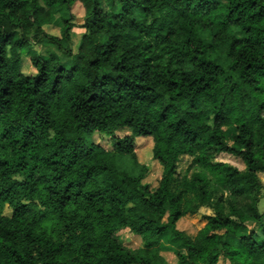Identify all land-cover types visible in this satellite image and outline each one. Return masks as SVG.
I'll use <instances>...</instances> for the list:
<instances>
[{
  "label": "trees",
  "instance_id": "obj_1",
  "mask_svg": "<svg viewBox=\"0 0 264 264\" xmlns=\"http://www.w3.org/2000/svg\"><path fill=\"white\" fill-rule=\"evenodd\" d=\"M261 175L264 0H0V264H264Z\"/></svg>",
  "mask_w": 264,
  "mask_h": 264
},
{
  "label": "rangeland",
  "instance_id": "obj_2",
  "mask_svg": "<svg viewBox=\"0 0 264 264\" xmlns=\"http://www.w3.org/2000/svg\"><path fill=\"white\" fill-rule=\"evenodd\" d=\"M72 14H73V23L74 25H76L75 29L73 30V51L76 52V49L81 41V35L84 33V31L81 29V25L83 24V16H84V10L81 6L77 5L73 8L72 10ZM46 32L48 34L54 35V36H60V29L58 27H47ZM232 34H235L236 36L241 37V34L237 31V30H231ZM201 36L205 39V40H209L210 36L208 33H201ZM33 50L36 51L37 53L41 54L44 57H48V55L50 54V52L55 51L52 47H48V46H32ZM23 70L26 74H34L35 70L33 69V67L31 66L30 62L28 59H24V63H23ZM122 133H120L119 135H121ZM123 135V134H122ZM97 141L100 142L102 145L107 146L108 141L106 140H101L99 136H97ZM144 147H146L148 144L144 141L140 142ZM142 146V147H143ZM142 147H140L138 149V157L141 163L143 164H154L153 161L151 160V155H150V148H145L142 149ZM223 160L226 162H229L230 164L237 166L239 169H244V166L241 162H239L236 159H233L229 156H224ZM188 159L185 158L184 160L181 161V163L179 164L180 170L184 171L188 165ZM156 165V164H155ZM158 173H159V169L156 167H154L153 169H151V172L149 174V177L147 179V182L149 183V185H151L152 187H156V180L158 177ZM261 179L264 183V175H261ZM213 188L218 192V194H222L224 195L225 198H227L230 194L229 192H223L218 186H213ZM260 210L264 211V201L261 202L260 204ZM10 213V211L8 209H6V214ZM212 211L210 209L207 208H203L200 213L196 216H187L184 217L183 219H181L178 224H177V229L183 233H185L187 236L189 237H195L198 232L205 226L206 221L204 220V217L207 215H212ZM122 238L127 241L130 242L132 238V236L128 233H123L122 234ZM138 243L136 242L135 246H137ZM134 246V245H133ZM163 247L165 250L167 251H171V252H182L184 251L182 249V247L175 241H173L168 235H166L165 239H164V243H163ZM219 264H230L224 260H221Z\"/></svg>",
  "mask_w": 264,
  "mask_h": 264
}]
</instances>
